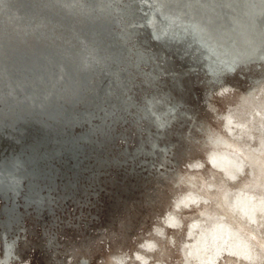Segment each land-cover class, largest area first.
I'll return each mask as SVG.
<instances>
[{"label": "rangeland", "instance_id": "374dc122", "mask_svg": "<svg viewBox=\"0 0 264 264\" xmlns=\"http://www.w3.org/2000/svg\"><path fill=\"white\" fill-rule=\"evenodd\" d=\"M215 1H115L110 23L44 8L38 51L59 62L67 52L97 60L45 109L0 102V164L16 163L20 178L16 191L0 185V264H140L136 253L147 254L155 227L178 211L175 173L207 161L197 143L205 124L226 125L231 90L250 89L247 97L264 88L263 65L235 72L250 56L248 39ZM6 32L17 64L29 66L32 54L19 53ZM52 63L19 71L36 90L16 91V99L62 90L50 87L48 74L59 73ZM63 66L72 78L77 65ZM166 233L175 242L162 240L160 258L178 264L183 239Z\"/></svg>", "mask_w": 264, "mask_h": 264}, {"label": "bare ground", "instance_id": "6f19581e", "mask_svg": "<svg viewBox=\"0 0 264 264\" xmlns=\"http://www.w3.org/2000/svg\"><path fill=\"white\" fill-rule=\"evenodd\" d=\"M115 1L120 0H91L90 3L31 0L27 7L24 6L27 0H0V102L11 97L16 106L22 102L30 108L45 109L51 100L60 99L74 87L77 72L92 69V61L97 60L89 61L90 58L84 59L82 53L67 52L59 62V59L53 61L55 55L52 52L38 51L43 45L39 44L36 49L38 41L33 38L47 26L43 22L44 8L73 11L87 15L90 22L110 23L115 21L110 16ZM215 2L232 13L245 32L249 51L254 54L249 53L248 61L244 59V63L236 65L235 72L247 71L251 64L256 68L264 66V0ZM34 13L38 17L31 21ZM6 31L12 33V47L19 53L29 50L32 54L29 66L17 64L10 52V36ZM52 62L57 64L59 73L48 74L50 87L57 83L63 89L46 90L40 97L29 92L16 99V91L36 90L32 79L24 78L25 81L21 76L23 72L20 76L17 73L21 70L32 72L37 65H53ZM68 62L77 65L72 78L63 66ZM248 92L231 90L229 95L233 94L234 107L226 116V125L222 123L213 128L206 123L203 127V139L197 143L205 151L209 150L207 161L197 163L195 169L185 168L184 172L175 173V183L182 187L178 211L172 208L167 218L155 227L158 240H148V253H136L140 264H163L160 257L166 251L162 240L175 242L173 236H167V229L174 230L183 239L178 245L181 258L178 264H264V88L244 97ZM161 116L154 115L152 121L159 128L164 125ZM65 118L66 115L61 121ZM4 134L9 136L7 132ZM16 171V163L8 168L0 164V185L9 186L12 192L16 191L20 181ZM192 212L196 214L187 216L186 213ZM154 255L159 258L151 260ZM123 261L120 259L118 263Z\"/></svg>", "mask_w": 264, "mask_h": 264}, {"label": "water", "instance_id": "95a60500", "mask_svg": "<svg viewBox=\"0 0 264 264\" xmlns=\"http://www.w3.org/2000/svg\"><path fill=\"white\" fill-rule=\"evenodd\" d=\"M8 166H9V165H7V167H6V166H5V167L3 166V168H8Z\"/></svg>", "mask_w": 264, "mask_h": 264}]
</instances>
